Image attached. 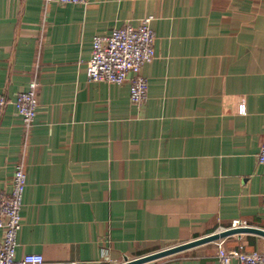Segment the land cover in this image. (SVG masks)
<instances>
[{
    "label": "crops",
    "instance_id": "1",
    "mask_svg": "<svg viewBox=\"0 0 264 264\" xmlns=\"http://www.w3.org/2000/svg\"><path fill=\"white\" fill-rule=\"evenodd\" d=\"M147 15L156 57L136 104L87 64L95 35ZM34 78L27 134L13 101ZM0 91V189L18 160L28 172L17 256L117 264L237 219L264 229V0H0ZM220 242L264 250L248 231L143 264H220Z\"/></svg>",
    "mask_w": 264,
    "mask_h": 264
},
{
    "label": "built area",
    "instance_id": "2",
    "mask_svg": "<svg viewBox=\"0 0 264 264\" xmlns=\"http://www.w3.org/2000/svg\"><path fill=\"white\" fill-rule=\"evenodd\" d=\"M45 4L58 1L67 3H86L87 0H44ZM153 15L140 19L138 24L126 23L115 27L109 34H97L93 38L92 55L87 64L89 80L110 83H130V98L136 104L144 103L149 96V80L143 73L145 64L156 57L155 30ZM39 87L37 78L30 81L28 89L21 91L13 101L23 118L27 134L34 126L39 106ZM8 103L7 96L0 91V116ZM238 112L247 113L245 99L237 102ZM258 161L264 164V144L258 153ZM28 172L25 159L15 163L11 190L0 189V228L3 238L0 242V264H44L42 253H26L17 256L18 234L22 227L21 213ZM264 200V196H263ZM247 226L244 220H234L233 227ZM220 264H264V250L248 251L244 244L228 248L220 242L218 250Z\"/></svg>",
    "mask_w": 264,
    "mask_h": 264
},
{
    "label": "water",
    "instance_id": "3",
    "mask_svg": "<svg viewBox=\"0 0 264 264\" xmlns=\"http://www.w3.org/2000/svg\"><path fill=\"white\" fill-rule=\"evenodd\" d=\"M255 232L264 235V229L253 227V226H237V227H231L226 230H222L219 232H215L213 234H209L194 240H190L181 244H177L168 248H164L149 254H145L142 256H138L135 258H128L126 257L124 261L117 263V264H143L147 263L150 261H154L157 259H161L163 257H167L170 255H173L175 253H178L182 250H185L187 248L205 243V242H210V241H215L220 238H223L225 236L231 235V234H236V233H241V232Z\"/></svg>",
    "mask_w": 264,
    "mask_h": 264
}]
</instances>
